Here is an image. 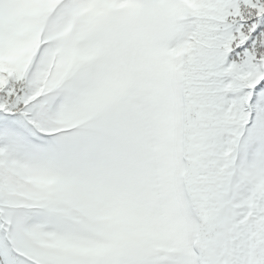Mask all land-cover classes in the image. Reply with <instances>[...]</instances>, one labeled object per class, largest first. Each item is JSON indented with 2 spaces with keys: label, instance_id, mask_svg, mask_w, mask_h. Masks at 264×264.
<instances>
[{
  "label": "snow or ice",
  "instance_id": "1",
  "mask_svg": "<svg viewBox=\"0 0 264 264\" xmlns=\"http://www.w3.org/2000/svg\"><path fill=\"white\" fill-rule=\"evenodd\" d=\"M0 264H264V0H0Z\"/></svg>",
  "mask_w": 264,
  "mask_h": 264
}]
</instances>
